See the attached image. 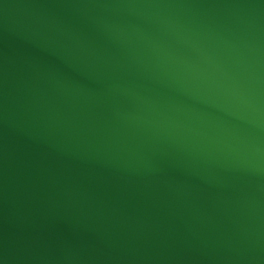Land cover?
<instances>
[{
	"label": "water",
	"instance_id": "95a60500",
	"mask_svg": "<svg viewBox=\"0 0 264 264\" xmlns=\"http://www.w3.org/2000/svg\"><path fill=\"white\" fill-rule=\"evenodd\" d=\"M0 264H264V0H0Z\"/></svg>",
	"mask_w": 264,
	"mask_h": 264
}]
</instances>
